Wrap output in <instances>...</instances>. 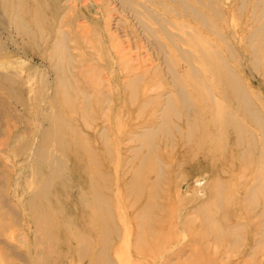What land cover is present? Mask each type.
I'll return each mask as SVG.
<instances>
[{"label": "rangeland", "instance_id": "rangeland-1", "mask_svg": "<svg viewBox=\"0 0 264 264\" xmlns=\"http://www.w3.org/2000/svg\"><path fill=\"white\" fill-rule=\"evenodd\" d=\"M127 1L128 6H125L121 0H62L61 2V5L67 9V15L77 25L74 29H65L72 35L81 33L82 40L81 43L70 44V52L75 59V68L73 66L69 68L70 75L73 72L77 81L98 83L103 80L104 82L101 85L102 99L93 95L94 90L90 89L89 100L92 109L89 124L81 121L78 115H73L76 122L73 126L78 128L77 132L80 130L83 135L94 140L96 148L105 160V172L111 177V185L107 193L110 198L108 200L110 207L108 209L107 206V210L111 214L109 213L110 221L107 220L105 223L109 231L106 237L101 235V231L100 234L91 231L86 222L78 219L82 210L75 206L74 198L78 183L74 179L69 181L67 189H58L60 202L54 207L50 201L46 202L48 206L46 203L37 204L49 213L51 208L59 213V216L53 219L48 217V221L45 222L47 228L39 226L37 217L31 211V194L34 187L37 188L31 176L33 166L29 155L33 154L28 149L22 154L21 150L30 148L29 144L32 143L36 147L40 142L41 130L45 128L42 118L48 108L47 97L50 96L51 87L48 89L49 93L44 98H40L39 76L45 73V80L49 86L52 85L54 78L46 74L49 64L38 58L37 54L42 49L39 48L35 52L22 49V40L25 37H22L18 28L8 22L0 10V37L5 42V50L0 52V77L5 73L14 82V85L10 86L12 94L0 88V264H90L88 259L96 254L97 249V253L99 250H101L99 254L103 253V258L99 259L98 264H264V192L261 191H264L262 177L264 169L262 171L257 169V151L260 148L258 142L264 125L263 129L252 123H246L247 121L241 125L243 131L245 128L250 130L246 129L244 134L253 136L255 143L250 144L248 137L244 136L239 155H235L232 130L223 129L225 134L223 133L221 142L217 132L212 133L215 130H211L212 119L209 116H205L198 124L205 134H209L216 146L221 144L220 148L223 150L217 149L208 160H203L200 152H197L194 158L195 152L190 153V156L186 155L180 150L179 143L174 145L169 141L162 146L161 150L164 152L166 148L174 145L172 154L175 160L176 157L181 159V156L186 155L187 158H193L191 161L193 166L200 161L215 165L212 177L215 182H220L216 190L218 189L220 193L218 197L221 196L219 197L221 199L217 200L216 206L211 202L212 205L208 204L207 208L210 216L208 220L211 223L214 220L213 223L217 224L213 225H216V230L218 229L217 239L216 230L211 223L202 221V216H197L198 218L194 216L190 222L184 221L183 217L184 211L187 213L192 211L196 197L202 202L212 198L207 197L203 189H200L207 187L205 180L207 173L204 172L196 178L197 176L191 173V168L182 169L178 163L165 161L163 171L169 172L168 181L162 187L169 196V201L163 208L165 216L159 223V232L144 238L139 237L137 226L131 220L134 212L127 204L129 190L122 185V181L132 177L126 174V160L130 157V148L134 145L128 140L131 128L154 112L159 101L163 100L166 94L175 92L167 68L170 63L180 75L184 68H187L183 60L177 62L179 57L175 48H181L177 51L179 53L180 50L181 53L182 51L191 53L194 62L192 65L195 66L194 70L198 73V77L200 80L206 79L208 81L206 90L217 96L216 92L218 93L219 88L217 80L222 79L221 86L225 85L222 87H228L230 81L224 80L218 65L213 64L214 61L205 63L208 70L204 69V60L197 52L198 45L201 43L202 46L203 43L197 39L206 38L213 46L205 47L207 50L205 54L209 55L208 51L217 50L219 57L228 64L235 76L237 75L239 85L245 94L244 96L241 94L242 98L248 99L250 107L252 104L251 109L258 111L255 113H259L258 117L264 122V73L255 71L251 64H248L249 53L243 41L245 40L243 38L248 36L247 33L252 31L251 25H254V21L249 16V7L238 8L235 0H215L217 7L225 15L221 32L232 33L233 36V41H226L224 44L218 42L214 34L201 27L199 23L184 16L182 9L173 0ZM194 6L214 20V15L204 0H201V3L195 2ZM76 13L79 14L78 17H75ZM176 23L179 25L183 23L186 27H180V31ZM180 35L181 39L183 37L195 39L196 44H193L198 49L197 53L180 41ZM227 44L231 45V48H227L228 54L225 46ZM234 50L237 52H233ZM260 54L262 60L264 54L262 52ZM125 66L140 77L139 90H136L133 97L136 99L133 100V107L124 97L114 94L112 91L114 86L110 80L105 83L107 76H111L115 82L118 81L121 75L119 70ZM214 66L217 71H214ZM188 89L190 88L187 87V93L193 102V93ZM180 104L178 103V106ZM219 104L215 106L224 107L222 102ZM142 106L147 108L143 110ZM172 121L174 124L177 122L174 118ZM101 136L107 140L105 147L99 140ZM30 137L33 140L31 143V140L28 141ZM199 143L202 152L209 150L206 140ZM244 151L246 153L242 154ZM141 153L146 152L143 150ZM63 159L68 162V156L65 155ZM134 166H129L128 169H133ZM145 169L144 171L147 172V168ZM69 172L72 173L73 170L69 168L66 175ZM259 177L262 178V182L259 180L253 183L255 178ZM247 190L254 192L251 199L245 194ZM68 193L70 199L73 198L72 201L70 200L71 214L65 209ZM246 199H249L250 203ZM115 201H121V205L117 206ZM67 218L72 221L75 235L86 239L85 245L88 247H84V256L79 252L78 241L73 239L68 230L61 227ZM154 222H150L153 227ZM206 224H210L209 229L212 230L208 231ZM101 240L106 242L105 249L101 245Z\"/></svg>", "mask_w": 264, "mask_h": 264}, {"label": "bare ground", "instance_id": "bare-ground-1", "mask_svg": "<svg viewBox=\"0 0 264 264\" xmlns=\"http://www.w3.org/2000/svg\"><path fill=\"white\" fill-rule=\"evenodd\" d=\"M204 1L206 2L208 9L212 12V15H214V20L211 16L205 14L203 11L197 9L194 6L195 2L201 3V0H173V2L182 9L184 16L193 19L199 23L201 27L213 33L218 42H223L225 44L226 41H233V36H231L232 33L229 34L221 32V28L224 25L223 22L225 15L217 7L215 0ZM61 2L62 0H1L0 2V10L5 18L10 24L20 30L22 37H25L24 40H22L23 42L21 48L29 52L30 50L35 52L41 48V52L37 54L38 58L44 63L49 64V69L46 74L52 75L54 78L51 82L52 85L49 86V83L45 80V73H42L39 76L40 88L38 95L40 98H44V96L51 90L49 94L50 96L47 97L48 108H46L42 118L45 128L43 127L44 129L42 128L41 130L39 139L40 142L36 147L32 143V145L29 144L30 148H26L24 151L23 149L21 150L22 154H25L27 149L33 154L29 155L33 166L31 176L34 179L37 188L34 187L32 191L30 198V208L32 213L37 217L38 224H40L39 226H46L45 222L46 220L48 221V217L53 219L58 217L59 213L52 208L51 213H49L47 210H42V207L38 206L37 204L39 203V205H43V203L45 204L46 202L50 201L54 207L57 202H60L59 194L57 193L58 189H67L69 186V181L74 179L78 183V186L76 187V197L74 198L75 206L82 210L78 219L82 220V222H86L91 231L99 234L101 231V235L106 237L109 233L105 223H107V220L108 222L110 221V212L107 210V206L109 205L108 200H110V198L107 193L111 185V177L105 172V160L102 154L96 148L94 140L83 135L82 132H79L80 130L77 132L76 129L78 128L73 126L74 123H76L73 119V115H78L81 121L87 125L89 124L91 120L90 111L92 109V103L89 100L90 89L94 90V92H92L93 95L97 96L99 99H102L103 90L101 89V85H103L104 82L103 80H100L98 83L94 81H77L73 72L70 75L69 68L71 66L74 67L75 64L74 56L70 52V44L73 42H75V44L78 42L81 43L82 40L81 33L78 35H75L76 33L72 35L65 29H74L77 27V25L70 18V16L67 15V9L61 5ZM121 2L125 6L129 5L127 0H121ZM235 2L240 9L249 7V16L251 20L254 21V25H251L253 26V29L251 27L252 31L247 33L248 36L246 35V38H243L245 39L243 41L246 44L245 47H247L246 49H248L249 53V57L247 58H250V63H248V61L247 63L251 64L255 71L259 70L261 73H264V55L262 60L260 59V52L264 54V0H235ZM78 16L79 14L76 13L75 17ZM182 26L186 27V25L183 23H180V25L179 23H176V27L179 30ZM183 31L185 30L183 29ZM173 38L175 39V37ZM179 38L180 41L184 42L190 50H195V52L198 50L195 46V39L191 37H183L181 39V35ZM202 38L200 37L196 39L201 40L203 43L202 46H204V48H201L202 46H200L201 43L199 42V50L197 51L200 55V58H203L204 60V69L208 70V67L206 66V64L209 63L208 61H214L215 63L213 62V64L218 65L219 71L224 80L230 81L231 83H229L231 85L228 83V87H222L224 85L223 84L221 86L222 79L217 80V85L219 87L218 93L216 92L217 96H213L211 92L209 93L210 90H206L208 81L205 79V85V81L202 79L200 80L198 73L194 70L195 66L193 67L192 65L194 62H192L193 56L191 53L184 51L181 53V50L179 53L177 51L181 48H175L176 54L179 57V61L177 62L183 60L187 64V68H184L185 70H183L181 75L179 74L180 72L178 73L174 70V68H172V63H170V66L167 67L170 72L169 74L171 75L170 78L172 80V85L175 92L166 94L165 98L159 101V104L155 108L154 112L150 113L142 121L135 123V125L131 128L128 138V140H130L129 142L134 145L130 148V157L126 160V174H129L132 177L122 181V185L129 190L127 204L134 212L131 220L136 224L140 238L149 237L150 235L159 232V223L165 216L163 208H165L164 205L169 201L168 193L162 188L169 178V172L165 173V171H163V165L165 161L168 163L170 161L174 164L178 163L182 169L191 168L190 171L192 174L197 176L196 178H199L204 172L207 173L205 177L207 187H199L200 189H203V192L207 197L212 198L202 202L201 200L198 201L196 197L192 206V211L190 213L184 211L183 217L185 219L184 221L190 222L192 218L194 219V216H202V221L211 223L208 220L209 215L207 206L208 204L211 206L213 202V206H216L215 203H217V200L221 199L219 198L221 196L218 197V189L216 190L220 182H215L212 177V173L215 171V165L212 166V163L205 164L204 162L200 161L196 166H193L191 165V161L197 155V152L201 153V158L203 160H208V158H211L214 153L217 152V149L221 147V144L216 146V143L213 142V139L210 138L209 134H205L203 132L201 125L198 124L199 121L203 120L205 116H209V118L212 119L211 130H215V132L212 133L217 132L221 142V137L224 136L223 133L225 134L223 129H231L233 132L232 138L235 141V155L240 154V144L242 143L244 136L248 137L250 144L255 143L253 136L251 137L249 136L250 134H244L246 133L244 131L247 128H245L244 131L242 130L241 125H243L245 121H247L246 123H252L256 127H261L260 129H263L264 122L260 117H258L260 116L258 115L259 113L256 114L258 111H253L252 109L254 108L251 109L252 104L250 107V102L248 99L245 100L241 96V94H243V96L245 94L243 88L239 85L237 75L235 76L228 64L219 57L220 54L216 52L217 50L211 52L208 51V53H210L209 55L205 54L207 52L205 47L209 46L212 48L213 45L208 43L206 38ZM176 41L178 40L176 39ZM225 46L226 53L228 54L227 50L231 48V45L227 44ZM4 50L5 42H3L0 37V52H4ZM233 52L237 51L234 50ZM214 71H217V69L215 68ZM119 72L121 75L120 78L118 77V81L115 82L111 76H107L105 83L110 80L114 86V89L112 90L114 94H119L122 98L124 97L129 102L131 107H133V100H136L133 97L136 90H139L138 84L140 77L137 76L136 73L134 74V71H130L128 68H126V66L124 68H120ZM82 73H84V71H82ZM6 75L7 74L4 73L3 76L0 77V88L11 93V87L14 85V82ZM72 79H74L73 81H76L73 82ZM78 83L80 85H78ZM187 87L190 88L188 90H191L193 93V102H191V99L187 93ZM48 89L50 90L48 91ZM43 101H45V99ZM221 102L224 104L223 108H219V105H222L219 104ZM178 103H181L180 106H178ZM217 104H219L218 107L215 106ZM145 107L147 108V106ZM145 107H143V110L146 109ZM64 109H67V111ZM140 110L141 109H139V111ZM156 113H158V115H156ZM173 118L174 120H177L176 124L172 123ZM261 134L262 136L259 140L260 142H258L257 139V142L260 145V148L257 151V169L260 171L264 169V129L261 130ZM31 139L32 137H30L28 141ZM99 140L105 147V143L107 141L106 138L101 136ZM202 140L207 141L209 146L208 151H201V144L199 141L201 142ZM32 141L33 140H31L30 143ZM169 141L173 142L174 145L179 143L180 150L184 151L186 155H189L190 153L193 154L195 152L193 158H187L184 154L185 156H181V159L176 157L175 160L172 154L174 145L171 148H166V150L162 152V146L165 144V142L169 143ZM220 149L223 150V148ZM143 150L146 152L145 154L141 153ZM243 153L246 152L244 151L242 154ZM65 155L68 156V162H65L63 159ZM220 155H222V153ZM241 159L242 158H239V160ZM69 161L70 164H68ZM132 165L134 166L133 169H128V167ZM69 168L73 170V174L69 172L68 175H66ZM145 168H147V172H145ZM67 177H69V179H67ZM262 177L264 178V176ZM261 179L262 178L260 177L257 179L255 178V182H252L256 183ZM261 191L264 192L263 190ZM245 194L248 196H246L247 198L251 199L254 195V192L252 190H247ZM255 198H253V200H255ZM249 199L246 200L250 203ZM70 200V194L68 193L67 205L65 209L69 214H71L69 211L73 198L71 201ZM115 202H117V206L121 205V201ZM46 205L48 206V203H46ZM109 207L110 206H108V209ZM48 209L50 211L49 207ZM180 214H182V212ZM155 218L157 219L155 220ZM51 219L50 221L52 223L53 221ZM153 221H155L154 227L151 226L152 223H150ZM213 222L214 220L212 221L211 226L216 224ZM216 225L213 226L214 229L216 228ZM209 226L210 224L205 226L208 228V231L212 230L209 229ZM61 227L68 230L71 233L70 235L73 237V239L78 241L79 252L81 255H83L84 249L87 248L88 245H85L87 243L83 236L82 238L78 235H75L72 221L67 218ZM217 230L215 231V237L217 236ZM218 233H220V231H218ZM103 236L100 237L104 239ZM101 245H103L102 247L105 249L106 242H102ZM97 250L96 254L94 253L95 255L88 259L90 260V264H98L99 259L103 258V253L99 254L101 250H99L98 253ZM85 252L87 253V250Z\"/></svg>", "mask_w": 264, "mask_h": 264}]
</instances>
